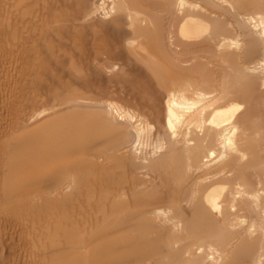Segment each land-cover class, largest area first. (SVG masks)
Here are the masks:
<instances>
[{"label": "bare ground", "instance_id": "bare-ground-1", "mask_svg": "<svg viewBox=\"0 0 264 264\" xmlns=\"http://www.w3.org/2000/svg\"><path fill=\"white\" fill-rule=\"evenodd\" d=\"M0 264H264V0H0Z\"/></svg>", "mask_w": 264, "mask_h": 264}]
</instances>
